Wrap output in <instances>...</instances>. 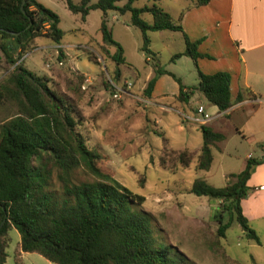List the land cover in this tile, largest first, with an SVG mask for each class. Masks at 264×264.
I'll return each instance as SVG.
<instances>
[{
  "label": "trees",
  "instance_id": "1",
  "mask_svg": "<svg viewBox=\"0 0 264 264\" xmlns=\"http://www.w3.org/2000/svg\"><path fill=\"white\" fill-rule=\"evenodd\" d=\"M207 1L191 0L177 17L155 3L134 6L133 0L121 4L116 0H64V4L79 20H84L90 8L100 11L96 47L112 63L110 67L105 63V67L110 82L115 84L119 65L125 59L121 45L106 24L108 11L128 12V23L140 31L139 48L146 57L154 56L147 30H179L184 47L173 56H189L197 80L185 87L170 73L178 81L176 96L185 99L197 90L218 112L232 102L229 74L198 68L197 57L208 54L198 51L199 39H188L179 22L184 9ZM21 6L22 9L20 0H0V63L10 67L0 78V105L13 107L0 120V264L5 259L11 226L19 234L15 261L19 250H23L37 252L55 264H191L177 247L155 236L150 213L136 209L144 196L131 193L97 165L99 154L87 146L77 126L82 115L75 98L81 94L83 76L65 77L63 89H59L49 77L23 65V55L34 47L35 37L41 35L59 43L63 30L58 26L57 14L39 1L23 0ZM143 12L150 13V22L142 18ZM85 50L87 59L97 60L95 53ZM60 56L59 49L57 57ZM152 69L142 89L146 96L156 77L168 72L157 62ZM241 96L237 92L235 98ZM198 128L201 143L195 156L185 148L172 150L179 166L188 167L194 157V168L207 169L212 159L211 147L223 138L222 132L205 123H199ZM257 144L263 150L260 156H246L243 167L228 173L223 185L213 186L196 177L187 188L218 201V208L212 213L216 238L223 237L227 226L236 221L245 237L258 242L239 204L251 189L246 180L253 166L264 159V143ZM76 169L92 178L76 177Z\"/></svg>",
  "mask_w": 264,
  "mask_h": 264
},
{
  "label": "rangeland",
  "instance_id": "2",
  "mask_svg": "<svg viewBox=\"0 0 264 264\" xmlns=\"http://www.w3.org/2000/svg\"><path fill=\"white\" fill-rule=\"evenodd\" d=\"M37 1L57 14L63 34L57 46L44 36L35 37L34 47L23 55V65L46 75L59 89H63L65 77L72 74L83 76L79 86L81 94L75 98L82 115L77 126L87 146L99 154L97 165L100 169L131 193L144 196L136 209H143L153 217L151 225L155 236L177 247L191 264H262L264 218L247 221L258 242L245 237L236 221L227 226L223 237L216 238L212 213L218 208V201L194 194L187 188L196 177L213 186H221L228 173L243 167L247 153L260 156L263 150L257 143H264V101L248 105L247 112H243L247 121L240 127L241 121H238L237 129L229 122L222 126L223 138L216 147H211L212 159L207 169L194 168V157L188 167L179 166L173 160L172 150L185 148L193 151L195 156L201 143L198 124L202 122L217 128V121L226 119L224 115L201 120V114L212 115L215 109L201 93L188 94L185 99L176 96L178 81L171 74L183 86L190 87L197 80L191 58L185 54L173 56L184 47L180 31L167 28L147 30L149 48L154 56L146 57L139 48L140 31L128 23V12L108 11L106 24L113 39L121 45L125 59L119 65L116 84L123 86V81L131 82L129 88L114 96L105 67V63L108 67L112 63L100 55L96 47L100 38V11L90 8L84 20H79L77 14L65 7L64 0ZM123 1L117 0L116 3ZM190 1L133 0L132 5L155 3L176 17L181 6ZM141 16L150 22V13L143 12ZM59 49L62 56L57 57ZM85 49L95 53L97 60L87 59ZM154 62L169 73L159 74L146 96L142 89L153 72ZM9 69L0 63V78ZM240 71L239 62L237 72L240 74ZM198 103L204 108L202 113L195 110ZM251 109L254 112L248 117ZM12 110L13 107L5 103L0 105V120ZM74 174L78 178H92L82 169H76ZM7 235L6 263L13 264L19 234L11 226ZM23 261L29 264L28 258Z\"/></svg>",
  "mask_w": 264,
  "mask_h": 264
},
{
  "label": "crops",
  "instance_id": "3",
  "mask_svg": "<svg viewBox=\"0 0 264 264\" xmlns=\"http://www.w3.org/2000/svg\"><path fill=\"white\" fill-rule=\"evenodd\" d=\"M189 3L181 6L180 11ZM179 22L188 39H199L198 51L208 54L197 57L198 68L203 72L223 70L229 74L232 102L222 111L213 109L209 116L213 119L225 115L227 121H217L219 126L212 128L222 132V126L229 122L237 129L238 121H241L239 127L247 121L243 112H247L248 105L264 101V0H208L184 9ZM239 62L240 74L237 72ZM197 92L193 90L189 96L200 93ZM237 92L242 95L239 99L235 98ZM253 112L251 109L248 117ZM246 183L251 190L239 201L242 214L247 221L264 218V159L253 166ZM17 256L18 261L14 260L13 264H25V257L29 264H55L34 251L19 250ZM7 257L6 254L3 264H7Z\"/></svg>",
  "mask_w": 264,
  "mask_h": 264
},
{
  "label": "built area",
  "instance_id": "4",
  "mask_svg": "<svg viewBox=\"0 0 264 264\" xmlns=\"http://www.w3.org/2000/svg\"><path fill=\"white\" fill-rule=\"evenodd\" d=\"M61 61H58V63H60ZM111 85L114 89V91L112 92L114 96L118 95L119 93H121L122 91H125V89L129 88L130 85H131V82L130 81H123V86H120V85H117L113 82H111ZM195 110L199 113H202L203 112V106L201 104H198L195 108ZM209 114H201V120H204V119H207L209 118ZM206 117V118H205ZM263 185H260L259 187H262Z\"/></svg>",
  "mask_w": 264,
  "mask_h": 264
},
{
  "label": "water",
  "instance_id": "5",
  "mask_svg": "<svg viewBox=\"0 0 264 264\" xmlns=\"http://www.w3.org/2000/svg\"><path fill=\"white\" fill-rule=\"evenodd\" d=\"M22 2H23V0H20V9H22V6H21ZM11 32L12 33H17V31H11ZM0 223H1V221H0Z\"/></svg>",
  "mask_w": 264,
  "mask_h": 264
}]
</instances>
